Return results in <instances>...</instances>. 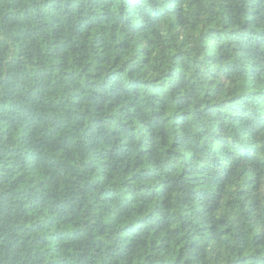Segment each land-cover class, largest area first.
<instances>
[{
	"label": "trees",
	"instance_id": "trees-1",
	"mask_svg": "<svg viewBox=\"0 0 264 264\" xmlns=\"http://www.w3.org/2000/svg\"><path fill=\"white\" fill-rule=\"evenodd\" d=\"M0 264H264V0H0Z\"/></svg>",
	"mask_w": 264,
	"mask_h": 264
}]
</instances>
